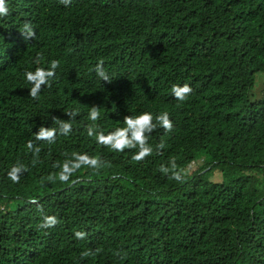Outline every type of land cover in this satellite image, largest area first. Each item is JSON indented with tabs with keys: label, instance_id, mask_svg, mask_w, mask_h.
Returning a JSON list of instances; mask_svg holds the SVG:
<instances>
[{
	"label": "trees",
	"instance_id": "16d2710c",
	"mask_svg": "<svg viewBox=\"0 0 264 264\" xmlns=\"http://www.w3.org/2000/svg\"><path fill=\"white\" fill-rule=\"evenodd\" d=\"M10 8L0 18V264H264L263 91L252 98L264 75V0H71L67 8L10 0ZM26 21L36 34L27 39ZM53 59L54 81L33 99L24 73ZM100 60L110 82L95 75ZM183 83L193 91L181 102L171 86ZM72 109L68 135L34 140ZM143 111L173 120L171 131L150 134L143 160L87 135L93 123L107 133ZM73 153L100 165L62 182L59 165ZM14 163L27 169L19 183L6 175ZM48 215L57 223L42 227Z\"/></svg>",
	"mask_w": 264,
	"mask_h": 264
},
{
	"label": "clouds",
	"instance_id": "9594fccd",
	"mask_svg": "<svg viewBox=\"0 0 264 264\" xmlns=\"http://www.w3.org/2000/svg\"><path fill=\"white\" fill-rule=\"evenodd\" d=\"M60 2L67 8L71 4V0H60ZM11 14L10 0H0V18L7 17ZM34 26L31 22H24L22 30H19L25 39L33 37L36 34L33 31ZM59 68V61L56 59L50 60L47 67L36 66L34 70H27L24 73V78L27 81L28 96L33 99H38L42 91V85L44 88H48L52 85L54 78ZM94 72L98 79L101 81L110 82L112 80L110 74L106 71L103 61L100 60L94 66ZM193 89L189 83L173 84L171 86V94L177 101H185L187 97L192 93ZM68 119H59L53 117V120L59 119L57 127H44L39 126L34 133V140L36 142L44 141L52 144L56 141L57 135H68L72 130L71 120L74 119L78 111L72 109L66 112ZM100 113L96 106H92L88 112V119L92 122L98 121ZM123 127H117L107 133L98 129V126L93 123L87 129V135L94 137L96 142L102 146H105L116 152H123L125 149H137L132 154V159L140 161L146 156L151 155L153 148L148 143L150 134L162 127L165 131H171L173 129V120L169 118L168 112H160L154 114L150 111H143L135 115H126L123 118ZM27 147L35 153H39L40 147L34 141H28ZM100 160L95 156H90L87 153H73L71 159L65 160L59 165L60 171L58 178L64 182L69 180L72 173L87 166L88 168H98ZM26 166L22 163H14L7 171V177L13 183H19L22 175L26 172ZM161 171L163 173L168 172V168L162 166ZM172 178L180 181L182 180V174L180 171L172 173ZM57 223L55 216L48 215L44 217V223L42 227H51ZM77 238H83L85 233L83 231H77L74 233Z\"/></svg>",
	"mask_w": 264,
	"mask_h": 264
},
{
	"label": "rangeland",
	"instance_id": "374dc122",
	"mask_svg": "<svg viewBox=\"0 0 264 264\" xmlns=\"http://www.w3.org/2000/svg\"><path fill=\"white\" fill-rule=\"evenodd\" d=\"M262 91H263L262 94H264V75L259 73L256 75V83H255V86L253 87V90H252V94H253L252 98L257 97L256 94H260ZM193 169H195V168H193ZM213 181H215V182L220 181V178L219 177H213Z\"/></svg>",
	"mask_w": 264,
	"mask_h": 264
}]
</instances>
